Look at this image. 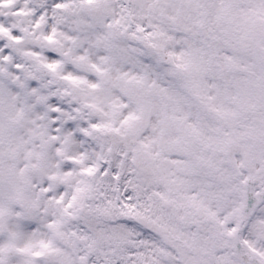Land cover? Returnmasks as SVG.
Listing matches in <instances>:
<instances>
[{"label":"snow or ice","instance_id":"obj_1","mask_svg":"<svg viewBox=\"0 0 264 264\" xmlns=\"http://www.w3.org/2000/svg\"><path fill=\"white\" fill-rule=\"evenodd\" d=\"M0 264H264V0H0Z\"/></svg>","mask_w":264,"mask_h":264}]
</instances>
